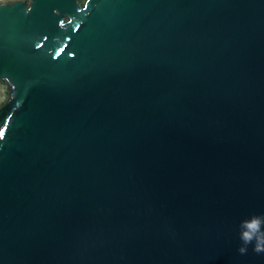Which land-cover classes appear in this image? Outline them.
<instances>
[{
    "label": "water",
    "instance_id": "95a60500",
    "mask_svg": "<svg viewBox=\"0 0 264 264\" xmlns=\"http://www.w3.org/2000/svg\"><path fill=\"white\" fill-rule=\"evenodd\" d=\"M264 0H0V264H264Z\"/></svg>",
    "mask_w": 264,
    "mask_h": 264
},
{
    "label": "clouds",
    "instance_id": "9594fccd",
    "mask_svg": "<svg viewBox=\"0 0 264 264\" xmlns=\"http://www.w3.org/2000/svg\"><path fill=\"white\" fill-rule=\"evenodd\" d=\"M239 239L241 241L238 252L247 254L249 246L257 254H264V215H252L239 223Z\"/></svg>",
    "mask_w": 264,
    "mask_h": 264
}]
</instances>
